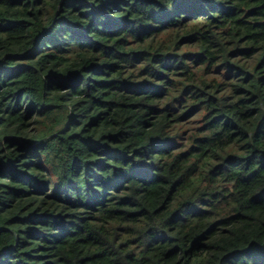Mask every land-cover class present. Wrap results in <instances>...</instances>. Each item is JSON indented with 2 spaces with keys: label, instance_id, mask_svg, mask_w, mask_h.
<instances>
[{
  "label": "trees",
  "instance_id": "1",
  "mask_svg": "<svg viewBox=\"0 0 264 264\" xmlns=\"http://www.w3.org/2000/svg\"><path fill=\"white\" fill-rule=\"evenodd\" d=\"M0 264H264V0H0Z\"/></svg>",
  "mask_w": 264,
  "mask_h": 264
}]
</instances>
